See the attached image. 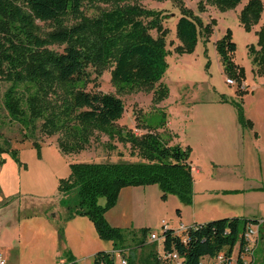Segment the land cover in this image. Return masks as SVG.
Returning a JSON list of instances; mask_svg holds the SVG:
<instances>
[{"label":"rangeland","instance_id":"obj_1","mask_svg":"<svg viewBox=\"0 0 264 264\" xmlns=\"http://www.w3.org/2000/svg\"><path fill=\"white\" fill-rule=\"evenodd\" d=\"M249 1L241 0L236 7L226 10L207 5L202 12L199 10L200 0H184L185 6L205 25L212 26L209 33L204 34L200 30L194 48L186 50V43L179 37L177 29L181 11L173 1L135 0L141 6L162 11L165 17L168 67L160 82L167 87L169 94L160 104L153 103L152 91L127 89L119 93L112 84L109 66L87 65V91L114 93L123 100L125 112L117 122L118 126L140 134L144 131L139 126L143 118L164 113L165 129L169 128L173 133L170 144L189 148L190 162L201 170V174H193L191 200H184L173 193L164 196L157 183L121 190L117 203L105 212L106 221L126 235V250L123 253L114 252L115 264H122V259L128 260L130 256L136 259L137 264H145L150 253L161 252V240L157 242V247L150 243L138 247L130 233L147 229L148 242H151L152 233L163 234V220L173 230L182 225L195 224L193 219L196 223L233 217L239 218L242 223L245 220H264V148L250 142L255 131L245 127L244 157L240 160L227 159L228 154L222 150L234 138L230 127L238 114L233 109L235 106L223 105L218 100L224 98L223 95L230 97L238 89L236 80L225 73L217 50L218 42L227 35L236 43L232 60L245 70V79L247 73L251 83L252 69L257 75V65L253 63L255 55L251 54L261 51L264 0H260L262 12L259 21L247 29L241 14ZM111 7L87 0L82 13L95 17ZM40 24L45 31L51 29L49 23ZM157 34V31H152V35ZM64 48L62 45L49 47L58 53H62ZM228 79L234 82L228 83ZM12 85L11 81L0 78V145H11V149L18 152L17 157L11 152L0 155V260L6 264H62L61 260L68 264H93L97 252L114 251V242L100 238L88 217L69 214L61 204L60 181L69 177L72 163L139 159L131 154L129 144L111 140L99 132L83 151L63 153L58 146L60 134L45 135L42 131L44 120L31 119L27 104L30 92L22 84L17 88L29 122L12 118L6 108V93ZM229 112L233 113V119ZM259 121L264 120L260 118ZM219 126L223 130H219ZM164 130L161 133L164 138L171 136L169 131ZM230 164L239 166L236 177L241 180V185H237L235 191L228 189L232 187L229 183L231 176L227 174L231 168L226 167ZM218 167L227 175L218 176ZM247 186H252L254 190L246 192L244 189ZM99 203L104 206L106 200L102 198ZM238 250L237 246L231 264L238 263ZM241 260L247 262L244 264H264V228L259 233L253 255L246 253ZM203 262L213 264V260L208 258Z\"/></svg>","mask_w":264,"mask_h":264},{"label":"trees","instance_id":"obj_2","mask_svg":"<svg viewBox=\"0 0 264 264\" xmlns=\"http://www.w3.org/2000/svg\"><path fill=\"white\" fill-rule=\"evenodd\" d=\"M87 0H0V78L11 81L6 93V108L12 118L26 120L18 85L30 92L27 100L31 119H43L42 131L47 136L60 134L58 146L63 153H78L86 149L96 132L107 135L124 145L129 144L137 161L77 162L71 164L68 178L61 179V204L69 214L88 217L95 225L100 238L113 241L114 251H99L93 264H115L114 252L126 250V235L111 226L105 212L118 200L121 190L130 186L159 184L164 196L173 193L191 200L194 189L189 148L171 145L173 135L164 138L159 129L167 127L165 114L143 118L140 134L117 125L123 117L125 104L114 93L86 90L89 75L86 67L94 64L111 68V81L119 93L127 89L153 92L152 101L160 104L169 92L161 79L168 67L162 11L149 9L135 0H88L109 4L98 16L83 15ZM165 1V0H156ZM180 9L177 29L179 37L192 50L200 30L209 33L211 24L188 9L184 0H171ZM241 0H200L199 10L206 6L232 9ZM262 12L260 0H250L242 11L241 20L247 29L257 23ZM71 21H74L73 23ZM42 23H49L45 31ZM157 31V36L152 35ZM52 45L65 46L62 53L49 49ZM261 51L255 55L256 74L264 77V33L260 36ZM225 73L238 83L237 94L247 91L242 84L245 70L236 65L232 56L236 43L227 35L217 44ZM33 86V88L31 87ZM34 89V90H31ZM237 109L238 121L244 127L252 122L244 115L243 105L232 101ZM165 129L163 132H166ZM35 146L38 143L34 142ZM18 152L0 145V155ZM104 198L102 206L99 200ZM258 220L221 218L188 226L186 241L173 229H166L161 240L162 250L150 253L145 264H173L169 255L176 252L180 264H202L205 258L215 260L224 254L232 259L239 247L237 264L241 260L247 241L244 233L249 223ZM263 230L260 225L259 233ZM138 247L148 242L147 229L131 233ZM127 264H137L130 256Z\"/></svg>","mask_w":264,"mask_h":264},{"label":"crops","instance_id":"obj_3","mask_svg":"<svg viewBox=\"0 0 264 264\" xmlns=\"http://www.w3.org/2000/svg\"><path fill=\"white\" fill-rule=\"evenodd\" d=\"M254 69H252V76L253 80L250 81L248 80V74L246 73V79L243 81L242 87L244 90L247 91L246 94L243 96H239L237 94V91H233V93L230 95V97H226L225 95L224 98H219V102L223 103V105H231L234 107L232 104V101H240L241 104L243 105L244 109V115L246 118L252 122V127L248 128L250 131H255L253 138L250 140L256 147H259L261 145L264 148V142L262 141V137H264V121H259L260 118L264 120V77L263 76H258L254 74ZM221 105V104H220ZM235 109V114H236V108ZM231 110V109H230ZM230 113V117L233 119V113ZM170 126V122L168 123V127ZM168 129V130H167ZM166 130L172 133V130L167 128ZM247 128L242 126V124L238 121V117L236 115L234 124L232 123L230 130L231 132L234 133V138L229 140V143L227 144V147L224 148L222 151L225 154H228L227 159L230 160H240L241 158L244 157V151H245V144H246V136H245V131ZM161 129L160 132H162ZM219 130H223L221 126H219ZM173 134V133H172ZM263 143V144H261ZM192 166H195L198 171L193 172V174H201V170L199 168L191 163ZM219 166V165H218ZM220 167V166H219ZM217 168L216 173L218 176H226L229 174L231 177V181L229 182L232 187H229L228 189L230 191H235L237 188V185H241L240 181L236 177V169H238L239 166L235 164H230L227 165V168H231L227 174L226 172H222V168ZM213 176V175H212ZM233 176V177H232ZM246 192H251L254 190L252 186H247L244 189ZM123 191V190H122ZM243 191V190H241ZM193 223H196L195 219H193ZM264 228V223L262 224Z\"/></svg>","mask_w":264,"mask_h":264},{"label":"built area","instance_id":"obj_4","mask_svg":"<svg viewBox=\"0 0 264 264\" xmlns=\"http://www.w3.org/2000/svg\"><path fill=\"white\" fill-rule=\"evenodd\" d=\"M228 83H233L234 81L232 79H228L227 80ZM192 171L196 172L198 171V169L195 166H192ZM264 223V220H259L257 223H249L247 226V230L244 233V237L247 241V245L245 247V251L242 254V257L244 259V254L249 253L253 255V251H254V246L258 241V236H259V227L260 225H262ZM163 224V231H165L166 229H168V224L163 220L162 221ZM187 230H188V226H184L182 225L180 228H178L177 230H175L176 234H178L180 237L183 238L184 241H186L187 238ZM163 238V234L161 236H158L155 233H152L150 235V239L151 241H159L162 240ZM170 260L173 262V264H180L181 263V259L179 257V255L174 252L172 254L169 255ZM232 260H228L226 258V256L222 253L220 254L214 261L213 264H231ZM245 263H247L246 261H244ZM62 264H68L65 262V260H61ZM122 264H127V259H122ZM0 264H6L4 260H0ZM202 264H205L204 262Z\"/></svg>","mask_w":264,"mask_h":264}]
</instances>
